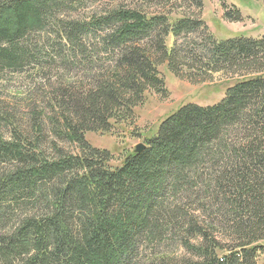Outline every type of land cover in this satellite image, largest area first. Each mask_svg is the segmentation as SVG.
<instances>
[{"label": "trees", "instance_id": "trees-1", "mask_svg": "<svg viewBox=\"0 0 264 264\" xmlns=\"http://www.w3.org/2000/svg\"><path fill=\"white\" fill-rule=\"evenodd\" d=\"M64 1L71 0H0L1 67L24 65L28 35L41 30ZM159 19L116 7L89 24L62 23L58 48L80 43L88 29L102 30L118 63L87 93L62 89L61 104L69 114L60 133L78 142L82 153L58 147L50 160L37 140L18 131L0 139V160L12 164L0 175V223L14 207L30 209L0 234V264H141L142 245H154L155 264H259L264 253V36L235 35L208 47L209 72L245 77L216 104L181 106L162 121L141 153H128L120 166L112 167L111 153L85 138L88 131L108 130L127 119L149 89H162L157 64L163 53L179 74L177 52L168 54L164 37L196 22ZM155 45L160 56L152 53ZM187 198L203 209L184 211ZM219 226L228 240L215 234ZM168 237L193 256L157 252ZM229 241L233 246L227 250Z\"/></svg>", "mask_w": 264, "mask_h": 264}, {"label": "rangeland", "instance_id": "rangeland-1", "mask_svg": "<svg viewBox=\"0 0 264 264\" xmlns=\"http://www.w3.org/2000/svg\"><path fill=\"white\" fill-rule=\"evenodd\" d=\"M116 7L134 8L148 16H157L167 24L181 18L196 24L178 35L170 32L164 37V48L168 54L172 50L177 52L175 68L179 74L172 71L170 60L163 53L157 64L159 74L164 79L162 89H149L134 112L127 119L109 126L110 129L86 132L85 138L93 147L111 153L109 164L112 167L120 166L137 144H147L148 139L157 134L162 121L181 106L188 103L216 104L224 98L229 86L245 77L243 73L224 70L209 72L210 65H207L204 57L208 47L235 35L250 38L264 36V0L64 1L41 30L28 35L30 51L24 65L17 70L0 66V139H10L12 131H18L31 141L37 140L50 160L57 157L58 147L68 154L83 152L78 142L60 133L65 125L64 114H69L61 104L62 89L87 93L95 87L99 78L104 79L115 70L118 62L112 49L105 45V32L102 30L94 34L88 29L80 43L75 41L73 47L58 48L62 23L89 24L94 17L99 19ZM238 11L241 15L239 18ZM152 53L158 56L162 54L157 46ZM11 165L0 160V175ZM182 208L190 214L203 209L202 204L194 198H187ZM29 210L19 206L14 207L13 212L9 211V217L4 219L3 224L0 223V234H7ZM220 228L214 230L215 234L228 240V234L223 231L222 235ZM167 240L162 247H158L157 252L170 256H193V251L176 240L171 237ZM225 246L230 250L233 243L229 241ZM153 248L154 245L147 248L142 245L138 256L141 264L154 263L157 258L154 257ZM258 262L264 264V253Z\"/></svg>", "mask_w": 264, "mask_h": 264}, {"label": "water", "instance_id": "water-1", "mask_svg": "<svg viewBox=\"0 0 264 264\" xmlns=\"http://www.w3.org/2000/svg\"><path fill=\"white\" fill-rule=\"evenodd\" d=\"M145 148H146V145L144 143H139L135 146L134 152L141 153Z\"/></svg>", "mask_w": 264, "mask_h": 264}]
</instances>
